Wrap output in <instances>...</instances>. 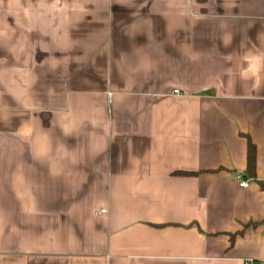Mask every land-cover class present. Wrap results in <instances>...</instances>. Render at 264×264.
I'll return each mask as SVG.
<instances>
[{
  "label": "crops",
  "instance_id": "0c3cea01",
  "mask_svg": "<svg viewBox=\"0 0 264 264\" xmlns=\"http://www.w3.org/2000/svg\"><path fill=\"white\" fill-rule=\"evenodd\" d=\"M245 261L264 0H0V264Z\"/></svg>",
  "mask_w": 264,
  "mask_h": 264
},
{
  "label": "trees",
  "instance_id": "16d2710c",
  "mask_svg": "<svg viewBox=\"0 0 264 264\" xmlns=\"http://www.w3.org/2000/svg\"><path fill=\"white\" fill-rule=\"evenodd\" d=\"M247 139V168L246 173L254 179L255 176V146L249 138ZM184 175H189L185 173Z\"/></svg>",
  "mask_w": 264,
  "mask_h": 264
},
{
  "label": "built area",
  "instance_id": "2783aa9c",
  "mask_svg": "<svg viewBox=\"0 0 264 264\" xmlns=\"http://www.w3.org/2000/svg\"><path fill=\"white\" fill-rule=\"evenodd\" d=\"M234 179L238 182L240 187H247L248 182L246 180H243L240 175H236ZM243 264H252L251 261H245Z\"/></svg>",
  "mask_w": 264,
  "mask_h": 264
}]
</instances>
